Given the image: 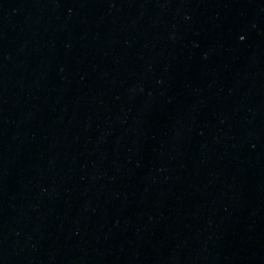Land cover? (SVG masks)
I'll list each match as a JSON object with an SVG mask.
<instances>
[{"label": "water", "instance_id": "obj_1", "mask_svg": "<svg viewBox=\"0 0 264 264\" xmlns=\"http://www.w3.org/2000/svg\"><path fill=\"white\" fill-rule=\"evenodd\" d=\"M0 264H264V0H0Z\"/></svg>", "mask_w": 264, "mask_h": 264}]
</instances>
